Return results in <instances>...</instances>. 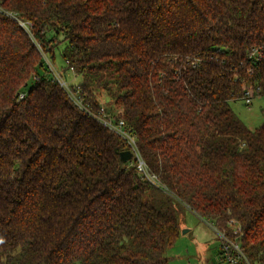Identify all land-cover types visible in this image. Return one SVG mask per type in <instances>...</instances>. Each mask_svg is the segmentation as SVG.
I'll return each mask as SVG.
<instances>
[{
    "label": "trees",
    "instance_id": "16d2710c",
    "mask_svg": "<svg viewBox=\"0 0 264 264\" xmlns=\"http://www.w3.org/2000/svg\"><path fill=\"white\" fill-rule=\"evenodd\" d=\"M59 35L70 89L124 122L158 187L59 85ZM244 86L264 98V0H0V264H169L180 207L264 264Z\"/></svg>",
    "mask_w": 264,
    "mask_h": 264
},
{
    "label": "rangeland",
    "instance_id": "374dc122",
    "mask_svg": "<svg viewBox=\"0 0 264 264\" xmlns=\"http://www.w3.org/2000/svg\"><path fill=\"white\" fill-rule=\"evenodd\" d=\"M60 42L54 48L53 58L48 61L46 55L44 60L47 64L54 67L59 75H61L67 81L77 82L79 78L74 76L68 69H65V61L61 56V50L65 44L61 41L62 35L58 36ZM50 57V56H49ZM51 61V62H50ZM53 68V69H54ZM42 71V69H40ZM33 83V79H30L26 88H29ZM251 89L250 86H244V89ZM253 89V88H252ZM254 91V90H253ZM104 98V99H103ZM102 101L105 100V96H101ZM103 103V102H102ZM104 106H106L103 103ZM230 105L239 118L250 128H257L262 122H264V114L261 110L264 107V98L253 93L250 104H246L243 98H237L230 101ZM158 187V186H156ZM159 190V188H156ZM179 233L174 244L169 248V264H219V249L220 233L231 238L224 230H217L214 226H211L210 221L201 219L196 216L192 211L186 207H180L178 213ZM229 226L232 228V234H235V229H239L235 225L233 220L228 221Z\"/></svg>",
    "mask_w": 264,
    "mask_h": 264
},
{
    "label": "built area",
    "instance_id": "2783aa9c",
    "mask_svg": "<svg viewBox=\"0 0 264 264\" xmlns=\"http://www.w3.org/2000/svg\"><path fill=\"white\" fill-rule=\"evenodd\" d=\"M52 70L54 73V77L58 81L59 85L64 89L65 92L69 94L70 98L76 105H78L80 108H84L102 125L117 133L125 141L126 148L132 153V164L141 175V177L151 185L158 186L159 184L157 176L154 173L150 172L144 158L140 154V151L136 144L135 136L129 130L125 129L124 122L122 120L116 121L110 118L103 104L99 106V109L97 111H89L85 107L84 103H82L78 91H72L70 89L69 82L64 80L61 75L55 72V69L52 68ZM69 70L73 72V67H70ZM253 93L254 91L252 88L244 89L242 98L244 99V102L246 104L251 103ZM19 97H23V94L21 93ZM236 231L237 229H235V232ZM220 238L222 242L220 243L219 249V257L221 260L219 264H250L234 238H229L222 233H220Z\"/></svg>",
    "mask_w": 264,
    "mask_h": 264
},
{
    "label": "water",
    "instance_id": "95a60500",
    "mask_svg": "<svg viewBox=\"0 0 264 264\" xmlns=\"http://www.w3.org/2000/svg\"><path fill=\"white\" fill-rule=\"evenodd\" d=\"M131 158H132V153L130 150L126 149L120 152V159L122 162L131 160Z\"/></svg>",
    "mask_w": 264,
    "mask_h": 264
}]
</instances>
